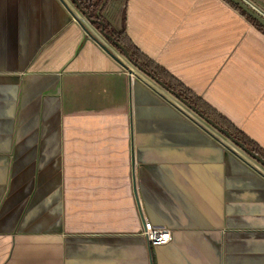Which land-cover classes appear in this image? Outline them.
<instances>
[{"label":"crops","instance_id":"1","mask_svg":"<svg viewBox=\"0 0 264 264\" xmlns=\"http://www.w3.org/2000/svg\"><path fill=\"white\" fill-rule=\"evenodd\" d=\"M82 16L0 0V264H264V167ZM102 16L264 152V33L240 11L107 0ZM146 220L172 240L149 246Z\"/></svg>","mask_w":264,"mask_h":264},{"label":"trees","instance_id":"2","mask_svg":"<svg viewBox=\"0 0 264 264\" xmlns=\"http://www.w3.org/2000/svg\"><path fill=\"white\" fill-rule=\"evenodd\" d=\"M77 10H79L91 24L101 32L105 39L122 56L127 58L132 65L138 67L142 72L149 75L156 82L164 86L177 99L187 104L189 107L199 113L204 119L219 128L222 132H228L229 136L239 144H243L245 149L249 150L256 158L264 159V152L242 132L229 125L225 120L219 117L215 112L207 108L200 100L192 94L187 88L181 85L177 80L170 76L160 66L155 64L145 56L130 40L126 32L114 30L103 19L102 10L107 0H71ZM236 10L240 11L252 24L264 33V26L253 17L249 16L244 10L237 6L231 0H226ZM103 29V31H102Z\"/></svg>","mask_w":264,"mask_h":264},{"label":"water","instance_id":"3","mask_svg":"<svg viewBox=\"0 0 264 264\" xmlns=\"http://www.w3.org/2000/svg\"><path fill=\"white\" fill-rule=\"evenodd\" d=\"M232 2H234L237 6H239L242 10H244L249 16L253 17L254 19H256L258 22H260L263 26H264V15L262 13H260L258 10H256L255 8H253L250 4H248L245 0H231ZM103 31V29H102ZM92 36V35H91ZM100 46L113 58L115 59L121 66H123L125 69H127L130 73H133L132 69L129 68L126 63L121 60V58H119L116 54H114L106 45L100 43ZM127 59V58H126ZM128 60V59H127ZM129 61V60H128ZM130 62V61H129ZM131 63V62H130ZM132 64V63H131ZM134 66V65H133ZM136 67V66H135ZM137 69H139L138 67H136ZM140 70V69H139ZM141 71V70H140ZM144 73V72H143ZM146 74V73H144ZM147 75V74H146ZM148 77H150L149 75H147ZM151 78V77H150ZM152 79V78H151ZM154 80V79H153ZM155 81V80H154ZM156 82V81H155ZM157 84L161 85L160 83L156 82ZM162 86V85H161ZM165 90H167L164 86H162ZM168 91V90H167ZM169 92V91H168ZM170 93V92H169ZM172 94V93H170ZM173 95V94H172ZM174 96V95H173ZM175 97V96H174ZM176 98V97H175ZM179 100V99H178ZM181 101V100H179ZM182 102V101H181ZM183 103V102H182ZM185 104V103H183ZM188 108H190L192 111H194L200 118H202L203 120H205L208 124H210L213 128H215L218 132H222L219 128L215 127L213 124H211L210 122H208L206 119H204L199 113H197L194 109H192L191 107H189L187 104H185ZM223 134H225L226 136H229L228 132H222ZM221 133V134H222ZM229 140H231L237 147H239L241 150H243L248 156H250L251 158L255 159V156L252 155V153L245 149L243 144H239L236 141H234L231 137H227ZM256 161H258L263 167H264V159L261 158H256Z\"/></svg>","mask_w":264,"mask_h":264},{"label":"built area","instance_id":"4","mask_svg":"<svg viewBox=\"0 0 264 264\" xmlns=\"http://www.w3.org/2000/svg\"><path fill=\"white\" fill-rule=\"evenodd\" d=\"M142 235L149 246L160 247L168 244L173 238L172 230L154 226L151 222L145 221Z\"/></svg>","mask_w":264,"mask_h":264},{"label":"rangeland","instance_id":"5","mask_svg":"<svg viewBox=\"0 0 264 264\" xmlns=\"http://www.w3.org/2000/svg\"><path fill=\"white\" fill-rule=\"evenodd\" d=\"M79 11V10H78ZM79 13H81L79 11ZM82 14V13H81ZM83 15V14H82ZM83 18L87 19L84 15L82 16ZM104 19V18H103ZM88 20V19H87ZM105 20V19H104ZM89 21V20H88ZM90 22V21H89ZM91 24V22H90ZM92 25V24H91ZM97 32V31H96ZM98 34H100V32H97ZM103 38L104 36L102 34H100ZM107 42V46H109L111 48V50L113 51L114 54H116L119 58H121V60H123L126 64L129 65V67H133L132 64L129 63V61L124 57L122 56L112 45L109 44V42L107 40H105Z\"/></svg>","mask_w":264,"mask_h":264}]
</instances>
